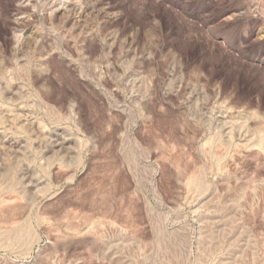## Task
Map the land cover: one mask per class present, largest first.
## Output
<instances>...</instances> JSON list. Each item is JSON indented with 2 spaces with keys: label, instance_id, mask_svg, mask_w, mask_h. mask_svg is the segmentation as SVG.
Returning <instances> with one entry per match:
<instances>
[{
  "label": "rangeland",
  "instance_id": "374dc122",
  "mask_svg": "<svg viewBox=\"0 0 264 264\" xmlns=\"http://www.w3.org/2000/svg\"><path fill=\"white\" fill-rule=\"evenodd\" d=\"M61 1L0 0V264H264V0Z\"/></svg>",
  "mask_w": 264,
  "mask_h": 264
},
{
  "label": "bare ground",
  "instance_id": "6f19581e",
  "mask_svg": "<svg viewBox=\"0 0 264 264\" xmlns=\"http://www.w3.org/2000/svg\"><path fill=\"white\" fill-rule=\"evenodd\" d=\"M67 1H69V0H62L61 1V6L62 7H64V8H66L68 5H67ZM73 10V9H72ZM71 9L70 10H68V11H72ZM69 139H67V138H64V136H63V138L62 139H55V141H51V149H55L54 150V153H60V152H62L63 150H66L67 149V145H68V143H69ZM50 149V150H51ZM31 179V178H30ZM41 182V181H40ZM29 183V182H28ZM27 183V184H28ZM27 184H26V186H27ZM40 184V183H39ZM39 184H37V182H31V184L30 185H28L27 187H32L33 189H35V191L36 192H38L37 191V189H38V187H39ZM25 186V187H26ZM34 193V192H33ZM34 195V194H33ZM36 195H37V193H36Z\"/></svg>",
  "mask_w": 264,
  "mask_h": 264
}]
</instances>
